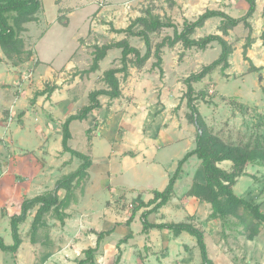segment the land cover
I'll return each instance as SVG.
<instances>
[{"label":"rangeland","instance_id":"374dc122","mask_svg":"<svg viewBox=\"0 0 264 264\" xmlns=\"http://www.w3.org/2000/svg\"><path fill=\"white\" fill-rule=\"evenodd\" d=\"M40 2L42 9L37 15L38 20L26 23L24 25L26 30L20 34L21 53L12 54L11 60L5 61L10 66L8 70H11L13 65L22 67L13 71L18 79L0 80V122L2 123L0 137L13 141V143L0 144V237L5 239L6 245L14 243L11 225L7 219L10 220L11 215L19 212L17 208L20 204L26 199H32L46 192H54L58 182L77 171L83 163L72 154L64 152L63 147L57 149L58 142L55 137L58 132L62 137L63 124L59 125V123L64 120V114L47 110L48 107L44 106L43 102L38 105L37 101L41 98H38L36 103H31L37 91L55 85L51 81L41 80L36 72L39 67V61L35 58L37 44L41 57H49L58 48L60 63L66 58L79 62L77 67L79 69L67 75V78L68 76L72 78L67 79L66 82L73 83L77 76L78 91L81 92L78 97L79 104L86 103L87 94L89 105V96L92 92L111 90L106 72L122 67V50L115 48L108 51L106 58L99 63L97 75L92 76L91 74L95 72H91L90 69L98 48L128 40L129 44L139 49L142 55L147 51L145 42L141 38L117 31L126 30L134 20L145 17L148 13L159 16L163 21H172L180 31L184 23L181 18L182 12L176 13L177 19L169 15L167 7L173 9L176 5L174 0H40ZM53 21L58 25L52 29L47 38L41 39ZM141 29L142 26L135 27L136 32ZM205 32L206 30L200 33L204 35ZM173 34V29H163L158 33L150 34L153 52L158 43ZM254 34L255 31H252V35ZM247 36L249 30L242 29L234 32L232 38L235 41ZM165 49L162 57L164 55L168 77L171 78L170 81L168 79V84L163 81L165 76L161 75L160 68L153 65L156 62L154 57L146 64L149 65L145 76L141 74L142 68L134 65V57L131 56L129 75L127 77L121 73L117 75L121 97L113 100L101 96L100 103L106 108L101 104V107L90 115L91 127L88 130L85 131L86 122L73 123L71 131L74 136L70 140V147L88 156H91L95 147L92 137L105 133L103 135L105 137L102 138L104 141L92 154L96 163L92 175L73 184L76 201L65 211L68 217L64 225L55 217L53 211L45 215V225L38 230L37 244L31 243V228L38 207L31 210L28 213V221L20 226L23 240L17 253L21 254L20 259L15 260L17 254L1 252V264H44L57 251L67 253L75 262L73 264H77L85 259L87 249L96 247L97 236H92L91 228L103 231L110 229L111 226L118 231L103 240L99 251L94 255L95 264H114L119 253L118 249L122 250V248L124 253L126 252L122 264H181L183 259H189L187 262L189 264H201L200 250L193 236L185 233L181 238H177L172 232L155 230L156 233L152 236L145 237L142 233L143 224L140 217L143 212L154 207L148 206L154 198L152 191L149 190L164 191L170 176L177 169L178 161L188 150L196 147L194 140L197 139L199 130L187 118L190 110L184 81L192 74L199 73L203 67L212 64L218 59L222 50L217 45V49L201 51L195 48L192 51L194 48L186 50L182 44L175 49L169 47ZM235 52L237 56L232 54L231 57L232 68L225 72L218 68L210 76L194 84L196 93H203L198 97L196 106L208 130L223 142L250 149L259 144L258 147L264 150V64L253 71L251 64L244 58V47H236L233 49V53ZM0 54L4 55L1 49ZM257 54L256 50L254 55ZM187 56H189L188 60ZM248 56L250 57L249 51ZM6 64L2 65V60L0 61L2 67H6ZM161 69L163 70L162 66ZM86 78H89L88 81ZM7 82L10 84L6 85ZM81 85L83 87L87 85V90H82ZM164 89L170 90L176 101L178 100L179 104L174 110L175 115L183 104L186 106L185 114L189 131H196L194 140L191 144L188 143L189 140H184L158 151L149 148L146 153L147 158H144L145 163L137 161L134 157L130 158L135 162V166H132V162L126 166L122 165V158L117 153L112 158L110 168L112 176L109 177L106 174L107 170L105 171L109 166L104 162H107L104 157L108 151V139L113 142L112 147H115L117 152L122 150L125 155L134 154L133 149L139 146L138 144L135 147L131 146L135 145V142L139 143L135 136L137 132L134 130L140 128L142 131L144 127L149 133L143 130L147 133L146 136L150 135L152 138L158 135L161 139L164 130L162 126L164 116H161L164 110L161 106L164 105L160 100ZM26 97L28 99H25ZM13 101L17 103L16 112L6 111L4 108ZM84 107L78 108L76 114ZM145 109L149 110L148 119L140 117ZM21 112H28L27 117L21 116ZM47 122L51 125L49 127L51 135L48 140H42L38 129L42 127L45 130L44 126H47ZM23 123L25 128L22 126ZM126 137L129 140L127 145H124L122 138ZM49 139L56 142L51 149L46 143ZM42 143L45 144L41 146ZM42 165L43 173L38 176ZM219 165L228 172L233 170L231 161ZM183 167L182 178L179 177L176 182L173 204L179 199L181 205L185 203L187 196L183 194L187 192L192 179H195L193 182L204 180L201 161L197 157ZM245 172L246 175L237 180L233 191L238 197L258 205L264 213V161L247 164ZM20 190L25 191L27 196H22ZM66 194L67 191L64 189L58 191L60 199ZM140 204L144 206L136 213V220L134 219L136 223L128 226L126 224L128 218ZM173 204L152 213L149 221L186 222L202 229L213 264H264V222L255 220L249 211L239 208L235 215L211 219L213 210L208 202L193 200L184 209H178L175 207L178 205ZM120 224L124 227L122 228ZM130 232H135L137 238L118 247L120 241Z\"/></svg>","mask_w":264,"mask_h":264},{"label":"trees","instance_id":"16d2710c","mask_svg":"<svg viewBox=\"0 0 264 264\" xmlns=\"http://www.w3.org/2000/svg\"><path fill=\"white\" fill-rule=\"evenodd\" d=\"M250 6L247 14L240 19H234L223 12L219 11H207L199 18L190 22L185 19L183 23V29L180 31L178 26L172 21H163L159 16L148 13L145 17L137 18L126 30H119L118 33H126L129 36L141 38L147 47V51L142 55L141 51L135 47H132L128 40L117 42L114 45L103 46L98 48L93 65L90 69L91 72L99 70V63L104 60L109 50L121 49L122 50V67L112 69L106 72V79L109 83L111 90H98L90 94V104L85 106L76 115L70 116L63 124L62 131V146L64 152H68L73 156L83 161L79 169L61 179L54 192H46L45 194L36 196L32 199H26L21 204V213L19 215H13L10 219L11 232L14 243L12 245H6L2 237H0V253L9 252L17 254L22 243V236L20 234V226L26 222L28 213L37 208V213L32 223L31 228V243L37 244V235L40 227L45 225V215L54 212L55 217L64 225L65 219L68 217L66 210L76 201L73 184L79 182L88 176V170L92 166L91 157L81 152L73 150L70 147V140L72 138L70 125L73 121H84L89 116L101 107L99 98L101 96H107L110 99H118L121 97L120 81L117 77L118 74H124L125 77L129 75V63H131V56L134 57L133 63L137 68H143L146 63L155 58L156 62L153 64L155 67L160 68L161 75L164 74L161 69L163 60L162 53L166 47L173 48L177 44H182L183 47L188 49L197 48L199 50H206L212 43H218L221 47V55L212 64L203 67V69L197 73L189 76L185 81L187 86L186 98L188 101V108L190 113L187 115L188 120L195 124L199 130L195 149L187 152L185 156L179 161L175 173L170 177L167 187L164 191H154V198L149 202L148 206H154L152 210L145 211L141 214V221L143 224V233H149V231L166 230L172 232L175 236H179L182 233H187L196 239L197 245L201 254V264H213L208 252V246L204 231L196 226L180 222V223H151L149 216L158 212L161 208L166 206L172 199L175 193V185L179 179L183 166L189 159L196 156L200 161L203 168L204 180L196 181L192 185L188 196L195 197L199 201L208 202L212 206L211 219L224 218L228 215H235L239 208H244L249 211L255 220L264 222V213L260 210L258 205H254L244 198L238 197L233 187L236 185L237 180L240 177L246 175L245 167L249 163H255L258 161H264V150L260 147L250 149L248 147H236L223 142L218 137L214 136L199 112L196 106L198 97L203 95L202 92L196 93L194 84L202 81L208 75L218 68H221L223 72L231 67L230 57L233 54V47L219 35H208L200 39H194L192 36L195 34L198 28L203 27L205 22L213 17H220L223 19L220 26V31L224 36L228 35L230 30L235 29L241 23L249 30V36L244 45V58L251 64V70H257L252 60L248 57V50L252 46L254 40L252 38V26L248 20L254 15L256 11V1L246 0ZM42 9L40 0H0V48L4 52L5 56L11 60L12 54H20V34L25 31L24 25L38 20L37 15ZM12 20V23H11ZM136 26H142V29L135 31ZM163 29H173V36L165 37L162 42L158 43L155 47V51L152 50V40L150 34L158 33ZM264 46V33L261 36ZM225 76V75H224ZM57 86L45 88L42 91H37L31 103H36L39 97L47 96L49 98ZM225 161H231L233 163V170L228 172L227 170L219 167V164ZM64 189L67 191L66 196L60 199L58 191ZM140 204L130 215L127 220V225L130 226L136 218V213L143 207ZM146 207V206H145ZM114 230L95 232L97 236V244L95 248H89L85 251V259L80 260L77 264H95L94 255L99 251L100 246L105 237L111 235ZM133 238V232L127 234L119 243H128ZM119 253L116 257L114 264H119L122 258V252L118 249Z\"/></svg>","mask_w":264,"mask_h":264},{"label":"crops","instance_id":"0c3cea01","mask_svg":"<svg viewBox=\"0 0 264 264\" xmlns=\"http://www.w3.org/2000/svg\"><path fill=\"white\" fill-rule=\"evenodd\" d=\"M255 1H256V11H255L254 15L248 20V22L252 26V31L253 32L255 31V34L252 35V38H253L254 42H253L252 46L250 47V49L248 50L250 52V57L249 56L248 57L252 60L253 64L254 63L256 64V65L254 64V66L257 69H259L260 68L259 65L264 64V46H263V41L261 40V36L264 33V0H255ZM174 2L176 3V5H174L173 9L167 7V10L169 11V15L170 14L173 15L172 18L173 19H177L176 13L182 12V15H181L182 20L187 19L190 22L196 21L199 18V16H201L202 14H204L207 11H219V12L225 13L226 15H228V16L234 18V19H240V18H243L247 14V12L249 11V8H250V6H249V4H248V2L246 0H174ZM222 21H223V19L220 18V17H213V18L208 19L205 22V24L203 25V27L198 28L196 30V32L192 36V38L200 39V38H203V37L208 36V35H219V36H222L224 39H226V41H228V43L233 47V49H235L236 47L243 48L244 45L246 44V40H247L248 36L245 37L244 39H241V40L236 39L234 41L233 38H232V35L236 31H242V29L246 30L247 28L245 27V25L241 23L235 29L230 30L228 35L224 36L223 33L220 31V26L222 24ZM53 22L51 23L52 25L49 27L48 31L45 33V35L41 39L47 38V36L52 32V29L58 25L56 22H54V23ZM204 30H206L205 34L201 35L200 32H202ZM255 35H259V36L256 37ZM178 45H181V43L177 44L175 47L169 48V49H175L176 47H178ZM217 45H219V44L216 43V42L212 43L211 45H209V47L206 50L212 49V48L213 49H217ZM38 46L39 45L37 44L36 52H35V58L39 61V67H42L43 69L37 67L36 72L38 73V76L40 77L41 80L48 81V82L51 81V82L55 83V85H53V86H57V89L54 91V93L49 98H47V96L39 97L41 99L39 101H37V104L41 105V103L43 102L44 106L48 107L47 110L51 109L52 112H53V110H55V112L58 111V112L64 114V116H65L64 120L59 123V125H62V124L65 123L67 118H69L70 116L75 115L77 113L78 108H80L81 106H87L88 105L87 104V101H88L87 94H86V103L84 102L82 105L79 104L80 99L78 97H79V94L81 92L78 91L79 79L77 78V76L75 77V81L73 83L66 82L67 79L70 78V80H71V78H72V76H68V78H67V75L72 73V71L76 72V70L79 69V68H77L79 66V62L70 60L69 58H66L63 63H60L59 62L58 48L49 57H46V56L45 57H41L39 55V51H38L39 47ZM165 50L166 49H164V51ZM194 50H195V48L192 51H194ZM206 50H201V51H206ZM256 50L258 51V54L255 56L254 52ZM236 53L237 52H235L233 54H236ZM3 54H4V52H3ZM220 55H221V52H220ZM220 55H219V57H220ZM236 56H237V54H236ZM231 57H232V55H231ZM231 57H230V64H231L230 68H232V63H233V61L231 60ZM162 58H163L162 67H163V72H164L163 76H165L163 81L166 84H168L169 77H168V73H167V70H166V67H165V57H164V55H163ZM188 58H189V56H187V60H188ZM175 59H176V56H175ZM1 60H2V65H3V63L6 64L5 61L7 62L8 58L5 56V54L4 55L0 54V61ZM178 63H180L179 59H178ZM257 63H260V64H257ZM2 65H0V80H4V78H9L11 81H15V80L18 79L17 74H15V72L13 73V71H16V69H22V67L19 68V67L13 65V67H11V70H8V68L10 67L9 65L6 64L7 65L6 67L5 66L2 67ZM148 65H145L142 68L141 74L146 76L145 73H147L146 71L148 69ZM97 73H98V71L95 72V73H92L91 75L92 76H96ZM132 74H133V72H132ZM227 74L228 73H226V75ZM155 76H157V75H155ZM208 76H210V75H208ZM187 77H185V78H187ZM86 79L88 81L89 78H86ZM179 79H180V77H179ZM133 80H134V78H133ZM170 80H171V78L169 79V81ZM9 84H10V82L6 83V85H9ZM195 85H194V88H195ZM84 89L87 90V85H84V87L82 86V90H84ZM167 89H168V87H167ZM39 91H42V90H39ZM167 91L168 90L165 91V89H164L161 92V100H160V102H161V104L164 105V106H161V109L164 110V112L161 114V116H164L163 121H162V126H164V130L162 131L163 134H161L162 135L161 139H159L158 135H155V137L152 136V138H151L150 135L146 136L145 134H147L148 131L144 127H143L142 131L140 130V128L137 129V130H134L135 132H137L135 134V136H136V139L138 140L139 143L135 142V145L133 144L131 146L135 147L137 144L139 146H137L138 148L133 149V151H135L134 154H129V155H125L122 150L117 152L115 147H112L111 143H113V142H111L110 139H108V144H107L108 151H107V153H106V155L104 157V159H107V162L106 161H104V162L107 163L106 165L109 166L108 169H105V171L107 170L106 174L109 177L112 176V173L110 171L111 170L110 168H111L112 158L117 153L122 158V160H121V164L122 165L126 166L127 164L132 162V166H135V162L131 161L130 158L134 157L135 159H137V161H141V162L143 161L145 163L144 158H147L146 153L148 152L149 148H152V150L158 151V150H161L163 147L172 146L174 144H179V143H181L184 140L185 141L189 140L188 143L191 144V142L194 140V133H196V131L195 132L194 131H189L188 121H186L187 119H186V114H185L187 112L186 106H184V104H183L181 106V109L178 110V114L175 115L174 114V110H175V108L177 107V105L179 103H178V100L176 101V98H175L174 94L170 90L168 91V93H167ZM23 97H25V96H23ZM20 98H22V97H20ZM25 99H28V98L26 97ZM101 104H102L103 108H106V106L103 103H101ZM140 105H142V104H140ZM4 109L6 111L9 110L12 113H15L16 110H17L16 101H13V103L11 105L7 106V108H4ZM111 109H112V107H111ZM94 113L95 112H93V114ZM148 113H149V110L145 109L144 111L141 112V114H140L141 116L140 117L142 119H146V118L148 119L149 118ZM27 115H28V112H26V113L21 112V116L27 117ZM74 122H76V121H73L71 123V125H70V131H71V128H72V125H73ZM81 122H86L85 131L88 130L89 127H91L90 116H89V118L87 120H84V121H81ZM146 122H142V123L146 124ZM185 123H187V124H185ZM0 124H2V123L0 122ZM10 126H11V124L9 125V127ZM22 126L25 128V123H23ZM50 126L51 125L50 124L48 125V122H47V126L46 125L44 126V127H46L45 130L42 127H40V129H38V131H40V135H41L40 138H42V140L43 139L48 140V138L50 137V135H51V133H50L51 130L49 128ZM143 130H146L147 133L145 131H143ZM59 131H60V128H59ZM94 133H96V132H94ZM81 134H82V131H81L80 135ZM101 134H102L101 136H93L92 137V141H93V144L95 146L93 148L92 154H93V152L95 150H97V148L99 147L100 143L104 141L102 138L105 137V136H103V135H105V133L102 132ZM71 135H72V138H71V140H72L73 136H74L72 131H71ZM56 138H57L56 142H58V146H59V147L57 146V149L62 148L63 147L62 146V137L60 136V132L57 133V137H55V140H56ZM128 140L129 139H127V137L126 138H122V142H123L122 144L127 145V141ZM194 141L196 142V138H195ZM8 142L9 143H13L12 139L7 141L6 139L0 137V144H2V143L4 144V143H8ZM56 142L55 141L53 142L52 139L51 140L49 139V141H47L46 143L49 145V148L51 149L56 144ZM44 144L45 143H42L41 146L44 145ZM60 144H61V147H60ZM0 149H1V147H0ZM191 150H193V148L188 150L187 152H189ZM109 152H110V154H109ZM92 154L90 156L91 160H92V166L88 170V175L89 176L92 175L93 166H96L95 157H93ZM14 156H16V154ZM195 157L196 156L192 157L189 160L191 161ZM12 159H14V158H12ZM189 160L187 161V163L190 162ZM187 163H185L184 166H186ZM177 166H178V164H177ZM43 167L44 166L42 165L39 168L38 176L43 173L42 172ZM219 167H221V166L219 165ZM183 169H184V167H183ZM183 169H182V173L180 175V178H182ZM38 176H36V177H38ZM36 177H35V179H36ZM193 181H195V179H192V181L189 183L190 185L188 186L187 192L185 194H183L184 196L185 195L187 196L186 199L184 200L185 203L183 205H181L179 203L180 199L176 200L175 204L178 205V206H175L176 208L184 209V208H186L188 206V204L192 203L193 200H198L195 197L188 196V192L190 191L192 185L194 184ZM39 182H41V181H39ZM92 182H93V184H95L94 180H92ZM30 183L32 184V181H30ZM93 187H94V185H93ZM110 187H111L110 189H112V186H110ZM25 191L28 192V190H25ZM25 191H21L20 190L19 192H21L23 194L22 196H24V195H26ZM44 191H46V189H44ZM131 191H135V189H131ZM143 191H146V190H143ZM149 191H152V193L154 192V190H149ZM173 198H174V195H173L172 199L169 201V203L166 206H168L170 204L171 205L173 204ZM21 204H20L19 208H17L19 210V212L18 213L15 212V214H13V215H19L21 213ZM175 204H173V205H175ZM166 206H164V207H166ZM163 208H161V209H163ZM13 215H11V216H13ZM135 220L133 221L131 226L136 223ZM7 221L10 222L9 219H7ZM27 221H28V218H27L26 222ZM96 223L98 225V222H96ZM151 223L159 224V223H167V222L160 221V222H151ZM104 224H106V223H104ZM107 224H109V222H107ZM120 225H121L122 228L124 227L123 224H120ZM21 227H20V229H21ZM116 229L117 228L111 226V228L108 229V230H114V231L111 233V235H109V236H107L105 238L113 236L114 233H116V231H118ZM108 230H103V231H108ZM155 230H157V229L151 230V231H149V233H146V234L143 233L142 230L141 231H142V233H143V235L145 237H149V236H152L154 233H156ZM159 231H161V230H159ZM95 232L99 233V232H102V231H99L98 229L92 227L91 228L92 236H96ZM20 234H22V233L20 232ZM184 234L185 233H182L181 235L177 236V238H179V237L181 238L182 235H184ZM135 237L137 238V234L135 232H133V238L130 239V240H133ZM4 241H5V239H4ZM129 241H128V243H129ZM103 242H102V244H103ZM128 243H126V244H128ZM121 252H122V258H121V261H120L119 264H122L124 256L126 257V252L124 253V249L123 248H122ZM61 253L62 252L57 251V253L55 255H53V257L50 258L47 261V263H44V264H73V263H75L72 260V258H70V256L67 253L66 254H63V253L61 254ZM15 257H16L15 260L18 261L20 259V257H21V254H17V256H15ZM188 261H189V259H187V260L183 259L181 261V264H189V263H187Z\"/></svg>","mask_w":264,"mask_h":264}]
</instances>
